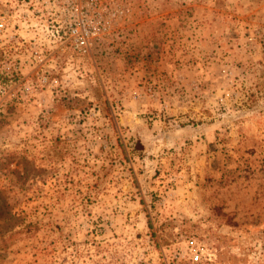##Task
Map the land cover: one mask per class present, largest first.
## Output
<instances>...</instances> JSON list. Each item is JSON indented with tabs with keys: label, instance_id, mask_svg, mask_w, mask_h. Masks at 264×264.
Masks as SVG:
<instances>
[{
	"label": "rangeland",
	"instance_id": "rangeland-1",
	"mask_svg": "<svg viewBox=\"0 0 264 264\" xmlns=\"http://www.w3.org/2000/svg\"><path fill=\"white\" fill-rule=\"evenodd\" d=\"M0 264H264V0H0Z\"/></svg>",
	"mask_w": 264,
	"mask_h": 264
},
{
	"label": "built area",
	"instance_id": "built-area-1",
	"mask_svg": "<svg viewBox=\"0 0 264 264\" xmlns=\"http://www.w3.org/2000/svg\"><path fill=\"white\" fill-rule=\"evenodd\" d=\"M88 31L86 30L85 24L82 22H78L75 27H72V33L75 35L76 40L80 46L86 44V39H87V33ZM193 243V241H191ZM191 259L193 261H198L200 260L199 253L197 250H194L190 254Z\"/></svg>",
	"mask_w": 264,
	"mask_h": 264
}]
</instances>
